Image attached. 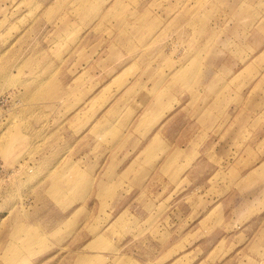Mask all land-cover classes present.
I'll list each match as a JSON object with an SVG mask.
<instances>
[{"label": "rangeland", "instance_id": "obj_1", "mask_svg": "<svg viewBox=\"0 0 264 264\" xmlns=\"http://www.w3.org/2000/svg\"><path fill=\"white\" fill-rule=\"evenodd\" d=\"M263 157L264 0H0V264H264Z\"/></svg>", "mask_w": 264, "mask_h": 264}, {"label": "bare ground", "instance_id": "obj_2", "mask_svg": "<svg viewBox=\"0 0 264 264\" xmlns=\"http://www.w3.org/2000/svg\"><path fill=\"white\" fill-rule=\"evenodd\" d=\"M153 66V65H152ZM185 64H180V65H176V66H172V70L173 73L170 75H166L164 74V71H161V67H160V77L161 80L159 78L158 81L155 82V87H161L162 89H169L165 84L166 83H172L171 85L174 87L173 89H169L170 95L172 96V94L174 93L175 89L177 87H190V85L192 83H196L195 81V76L190 74L189 72L191 71V69ZM155 68L157 67L156 65L154 66ZM231 83V82H230ZM229 83L225 82L223 85V89H225L226 87H228ZM232 88V87H231ZM147 93L152 94V91H147ZM164 94V93H163ZM168 95V96H170ZM226 97V96H225ZM253 97V96H252ZM217 98V97H216ZM250 104H254L256 103V101L254 99H252V101L250 102V100L248 101ZM262 102V101H261ZM263 103V102H262ZM257 104H261L259 102H257ZM200 105V104H199ZM259 106V105H258ZM263 106V105H262ZM212 109H210L208 111V113H212ZM263 110V109H262ZM199 111L201 112L200 114H202L201 109H199ZM192 113V112H191ZM216 120V119H215ZM198 137V136H197ZM264 172V169H261ZM261 172V171H260ZM259 172V173H260ZM258 173V175H259Z\"/></svg>", "mask_w": 264, "mask_h": 264}, {"label": "crops", "instance_id": "obj_3", "mask_svg": "<svg viewBox=\"0 0 264 264\" xmlns=\"http://www.w3.org/2000/svg\"><path fill=\"white\" fill-rule=\"evenodd\" d=\"M175 93H173V95H174ZM172 95V96H173ZM165 148H167V147H165ZM133 158V157H132ZM131 161V160H130ZM130 161L127 163V165L123 168V170L128 166V164H130ZM264 157L260 160V162L257 164V166H254L256 169H257V171H258V173L261 171V169H264ZM147 165H151V162L150 163H148ZM112 166H113V164H112ZM110 167V166H109ZM112 168V167H111ZM113 169V168H112ZM122 170V171H123ZM122 171L120 172V174L122 173ZM115 172V169H113V173ZM243 177L245 176V175H242ZM110 182V181H109Z\"/></svg>", "mask_w": 264, "mask_h": 264}]
</instances>
